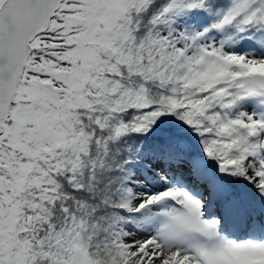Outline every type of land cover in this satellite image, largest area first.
I'll list each match as a JSON object with an SVG mask.
<instances>
[{
    "label": "snow or ice",
    "instance_id": "6c2138e0",
    "mask_svg": "<svg viewBox=\"0 0 264 264\" xmlns=\"http://www.w3.org/2000/svg\"><path fill=\"white\" fill-rule=\"evenodd\" d=\"M0 264H264V0H0Z\"/></svg>",
    "mask_w": 264,
    "mask_h": 264
}]
</instances>
